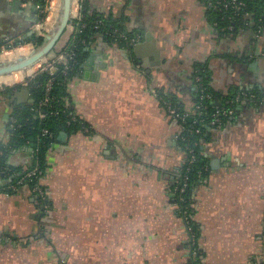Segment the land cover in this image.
<instances>
[{"label": "crops", "instance_id": "obj_1", "mask_svg": "<svg viewBox=\"0 0 264 264\" xmlns=\"http://www.w3.org/2000/svg\"><path fill=\"white\" fill-rule=\"evenodd\" d=\"M38 3L21 0L15 8V0H0V46L34 33ZM84 3L88 16L122 25L130 38L99 43L95 35L85 47L67 92L88 127L65 133L47 152L45 202L25 186L0 194V264H187L190 232L175 192L184 130L163 98L193 112L199 67L216 104L237 90L258 93L236 96L200 144L208 173L191 208L202 262L264 264V28L223 31L208 0ZM70 39L66 31L59 50ZM19 88L27 89L0 91V147L21 106ZM7 158L27 166L32 149Z\"/></svg>", "mask_w": 264, "mask_h": 264}, {"label": "trees", "instance_id": "obj_2", "mask_svg": "<svg viewBox=\"0 0 264 264\" xmlns=\"http://www.w3.org/2000/svg\"><path fill=\"white\" fill-rule=\"evenodd\" d=\"M212 1L216 2L217 0ZM239 1L245 4V7L239 11L234 10L232 7L225 10L220 4L209 8L208 13L216 27L227 32H233L246 27L255 29L264 28V0ZM84 5L85 3L83 7ZM82 14L84 16L82 23H85V26L74 34V38L70 43L69 48L74 53V62L69 64L70 66L66 74L63 75L58 72L51 76L44 73L29 80L26 87L30 93L32 103L18 106L13 111L11 123H14L13 127H10L9 142L0 147V194L13 195L22 186L28 187L32 192V188L35 185H41V179L47 169V152L54 144L59 143L60 134L66 133L72 135L88 127L82 120L74 116L70 104L71 99L67 92V83L77 73L78 66L86 55L84 49L94 39V36L101 33L104 35L103 39H106L108 42H114L116 41L115 39H119L117 38L119 34H124L127 38H130V35L122 25L109 23L105 18L88 16L84 11H82ZM42 17L43 15H41L40 20ZM96 21H100L97 28L94 27V22ZM42 41L43 37L32 34L17 42L16 46L31 43L38 47ZM123 43L121 42L120 45L122 46ZM198 74L201 77V88H204L202 94L208 97L199 99L200 93H196L194 105L199 107L198 112L185 119L184 126L186 129L180 138L182 147L188 146L191 148L195 156L193 163L188 164V161H185L180 171L181 177L179 178V182L182 183L186 176L187 182V187L182 194L183 200H178L179 215L185 220L186 227L191 228L193 237L192 243L190 242L188 248L187 264H203L201 250L197 243L198 226L193 220V209L191 208L193 193L208 173L206 162L200 150V144L204 140L207 129L214 127L210 125L214 114L231 111L235 105L234 98L238 95H258L257 92L252 90H241L240 92L237 90L223 98L220 104H216V96L209 87L207 71L199 67ZM50 78H53V84L49 90V94L46 95V83ZM46 98L49 99L48 102L43 103ZM163 101L170 102L178 109L179 113L185 112L181 105L176 104L171 99L164 97ZM37 112L43 113L44 118L40 119ZM226 118L224 117L223 121ZM43 129H46L51 137L43 135ZM195 130H198L199 133H196ZM22 146H29L32 149L30 164L24 167L10 165L7 160L9 152ZM34 169L37 171L35 176H31L30 178L24 177L25 174ZM22 179V184H18ZM12 186H15L16 190H13ZM42 187L45 191L43 185ZM32 193L40 204L45 202L40 200L35 192Z\"/></svg>", "mask_w": 264, "mask_h": 264}, {"label": "built area", "instance_id": "obj_3", "mask_svg": "<svg viewBox=\"0 0 264 264\" xmlns=\"http://www.w3.org/2000/svg\"><path fill=\"white\" fill-rule=\"evenodd\" d=\"M56 1V2H55ZM40 3H38L37 5V9L39 10V12L41 13V15H45V13L48 12V10H50L48 12V15L51 13L54 4H57V0H41L39 1ZM85 0H73V4H72V15H71V23L68 25L67 31H69L71 33V39H70V43L72 41V39L74 38V34L76 32H78L81 28H83L85 26V23H82V19H83V14H82V8H83V4H84ZM217 4H220L221 7H223L225 10L228 9L229 7H232L234 10L239 11L241 10L243 7H245V4L242 1L239 0H217L212 1V0H208V6L210 7H216ZM47 19V18H46ZM46 21L44 22L45 25ZM100 24V21H96L94 22V27L97 28ZM40 26L36 27V29H38ZM45 30V26L44 28H42ZM120 38L124 39L127 38L124 34H119ZM70 43L61 48L60 50L56 51L53 53V56L51 58L46 59L39 67L37 70H35L30 76V78H28L23 84V87H26L28 85L29 80L34 79L35 77H37L38 75L47 73L51 76H53L54 74L60 72L63 75L66 74L67 70L69 69V64L71 62H74V53L72 52V50L69 48ZM200 80L201 77L198 74L195 75V84H196V90L198 93H200L199 95V99L202 98H207V95L202 94L204 88H201V84H200ZM53 84V78H50L48 80V82L46 83V95L49 94V90L51 89V86ZM17 86V85H15ZM14 85L9 87H15ZM1 87V86H0ZM8 87H5L2 90L7 89ZM48 98H46L43 103H47L48 102ZM163 104L167 110V112L173 116L174 118H176V120H178L180 122V125H182L183 130L185 131L186 127L184 126V122L185 119L187 117H191L193 116L196 112H198L199 107L195 106L193 112H189V113H179L178 109L176 107H174L170 102L167 101H163ZM231 113V111H223L222 113L219 114H214V118L211 120L210 125L211 126H219L224 117H227L229 114ZM38 117L40 119L44 118V114L41 112H37ZM14 123V122H13ZM13 123H11V128L13 127ZM196 133H199L198 130H195ZM42 134L43 135H48L50 136V134L48 133V131L46 129L42 130ZM51 137V136H50ZM184 150L186 151V161H188V164L193 163L195 160V156L193 153V150L191 148H189L188 146H186L184 148ZM188 158V159H187ZM37 173L36 169L28 172L27 174H25L24 177H28L30 178L31 176H35ZM181 177V174H179L178 180L176 181V196H177V201L180 200L182 201V194L185 191L186 187H187V182H186V176L184 177L185 179H183V182L180 183L179 182V178ZM24 179V178H23ZM23 179L20 180L18 182V184H22ZM13 190H16L15 186H12ZM32 192H35V194L40 198V200L45 201L46 200V194L45 191L43 190L42 185L38 184L35 185L32 188ZM179 208V207H178ZM188 232H190V242L192 243V230L191 228H187Z\"/></svg>", "mask_w": 264, "mask_h": 264}, {"label": "water", "instance_id": "obj_4", "mask_svg": "<svg viewBox=\"0 0 264 264\" xmlns=\"http://www.w3.org/2000/svg\"><path fill=\"white\" fill-rule=\"evenodd\" d=\"M72 4L73 0H60L58 22L55 27L50 32H48L46 36L43 37L41 45L37 48L31 49V52H29L25 56L0 62V77L14 72L27 70L54 51L58 43L62 40L63 35L66 33L68 25L71 23ZM20 5L21 0H15V8L19 7ZM32 34L34 33H30L28 34V36ZM97 36L99 37V43H102L104 35L99 33L97 34ZM148 38L149 35L147 34L146 39ZM139 47L140 44L137 45L136 48H134L133 52L135 54H137ZM144 62L145 64L143 66H147L146 61ZM253 64L254 66H256V62H253ZM29 95L30 94L27 89L19 88L18 92L14 94V97L18 98L17 104L22 106L28 103H32ZM64 135L65 133H61L59 138Z\"/></svg>", "mask_w": 264, "mask_h": 264}, {"label": "rangeland", "instance_id": "obj_5", "mask_svg": "<svg viewBox=\"0 0 264 264\" xmlns=\"http://www.w3.org/2000/svg\"><path fill=\"white\" fill-rule=\"evenodd\" d=\"M58 1V0H57ZM56 2V1H55ZM56 5L57 4H54V7L53 8H55L56 7ZM50 10H48V12H49ZM48 12L47 13H45V15L43 14V17H42V19H41V25L39 24L38 26H40L38 29H34V34H36L37 36H41V37H44V36H46L47 34H48V31L47 30H49L51 27H50V24L53 22V19H52V14H53V12H54V9L51 11V13L48 15ZM47 18V19H46ZM46 21V23H45V25H44V22ZM44 26H45V30L44 29H42V28H44ZM20 40H16V41H14V40H12V41H8L7 43L5 42L4 44H2L1 46H0V62H3V61H6V60H11V59H14V58H17V57H20V56H17V54H16V52H17V50L18 49H20V47H22V46H24V47H26V48H30V49H33V48H37V46H34L33 44H31V43H28V44H23V45H18V46H16V43L17 42H19ZM59 48L60 47H58V45H57V48L56 49H54V51L53 52H51L50 54H51V56H52V54L55 52V51H58L59 50ZM12 53H15V55H12ZM50 54L49 55H47L46 56V58H45V60L46 59H48V58H50L51 56H50ZM50 56V57H49ZM12 75H15V73H13ZM26 76V75H25ZM23 76L22 78H19L18 79V81L17 82H12L10 85L8 84V85H0L1 87H0V91L2 90V89H4L5 87H11V86H15V85H17V86H20V87H22V84L28 79V78H30V77H32V76Z\"/></svg>", "mask_w": 264, "mask_h": 264}, {"label": "bare ground", "instance_id": "obj_6", "mask_svg": "<svg viewBox=\"0 0 264 264\" xmlns=\"http://www.w3.org/2000/svg\"><path fill=\"white\" fill-rule=\"evenodd\" d=\"M59 5H60V0H58L56 7L53 8L54 9V12L52 14L53 15L52 16L53 22H52L51 28L49 30H47L48 32H50L55 27V25L58 22V18H59ZM29 52H31V49L30 48H26V47L22 46V47H20V49L17 50L16 54H17V56H20L21 57V56L27 55ZM12 55H15V53H12ZM45 58L42 59L40 62L36 63L35 65H33L31 68L27 69V70L14 72L15 75H12L13 73H11V74H8V75H5V76H1L0 77V85H2V84L3 85H8L9 83L11 84L12 82H17L19 78H22L25 75L26 76H30L45 61Z\"/></svg>", "mask_w": 264, "mask_h": 264}]
</instances>
